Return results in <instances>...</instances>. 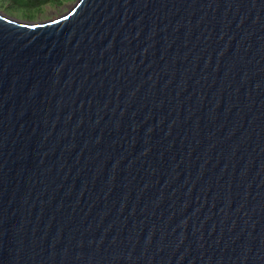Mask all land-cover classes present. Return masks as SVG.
<instances>
[{
    "label": "water",
    "instance_id": "1",
    "mask_svg": "<svg viewBox=\"0 0 264 264\" xmlns=\"http://www.w3.org/2000/svg\"><path fill=\"white\" fill-rule=\"evenodd\" d=\"M0 264H264V0L0 11Z\"/></svg>",
    "mask_w": 264,
    "mask_h": 264
},
{
    "label": "rangeland",
    "instance_id": "2",
    "mask_svg": "<svg viewBox=\"0 0 264 264\" xmlns=\"http://www.w3.org/2000/svg\"><path fill=\"white\" fill-rule=\"evenodd\" d=\"M75 0L65 2L63 4L53 5L44 4L38 10L23 11L15 9L12 6L5 5L0 1V11L17 19L31 22H44L50 19H55L65 13L68 8L73 5Z\"/></svg>",
    "mask_w": 264,
    "mask_h": 264
},
{
    "label": "trees",
    "instance_id": "3",
    "mask_svg": "<svg viewBox=\"0 0 264 264\" xmlns=\"http://www.w3.org/2000/svg\"><path fill=\"white\" fill-rule=\"evenodd\" d=\"M5 5L12 6L15 9L23 11L38 10L44 4L60 5L71 0H0Z\"/></svg>",
    "mask_w": 264,
    "mask_h": 264
}]
</instances>
